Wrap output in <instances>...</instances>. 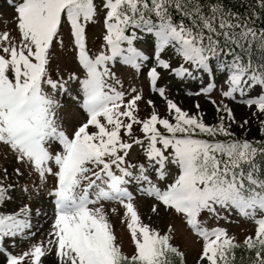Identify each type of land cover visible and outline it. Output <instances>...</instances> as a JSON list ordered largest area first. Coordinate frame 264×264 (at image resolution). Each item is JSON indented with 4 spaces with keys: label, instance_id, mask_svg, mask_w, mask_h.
<instances>
[{
    "label": "snow or ice",
    "instance_id": "snow-or-ice-1",
    "mask_svg": "<svg viewBox=\"0 0 264 264\" xmlns=\"http://www.w3.org/2000/svg\"><path fill=\"white\" fill-rule=\"evenodd\" d=\"M11 6L12 26L0 27V160L11 157L12 171L0 164V205L14 192L21 200L0 212V241L28 243L20 251L0 243V264H188L173 217L198 243L193 264H264V0ZM93 25L96 49L88 46ZM168 50L176 66L163 58ZM117 62L136 73L151 63L146 80L163 113L113 71ZM158 68L203 75L197 94L215 106L213 122L199 102L190 112L158 86ZM217 77L226 86L219 100L210 95ZM226 99L250 109L258 136H247L249 120L237 121ZM141 200L148 221L169 218L163 227L146 222ZM233 213L252 225L242 239L220 223ZM34 215L49 221L38 240Z\"/></svg>",
    "mask_w": 264,
    "mask_h": 264
},
{
    "label": "rangeland",
    "instance_id": "rangeland-1",
    "mask_svg": "<svg viewBox=\"0 0 264 264\" xmlns=\"http://www.w3.org/2000/svg\"><path fill=\"white\" fill-rule=\"evenodd\" d=\"M14 15L13 8L11 6V0H0V27H3L4 23L7 22L8 27L10 28L11 25V17ZM100 26L99 25H93L89 27V41L88 46L90 49H96L99 46L100 40ZM66 32V29H65ZM93 36L96 38L93 39ZM138 47H141L142 50L147 51L146 48H144L143 45H137ZM163 58L170 59L173 66H176L178 62V58L171 52V50L165 51L163 53ZM65 60V57L61 56V63L63 66V62ZM71 66V65H69ZM187 67V65H185ZM151 67V63H145V65L141 68L139 73H136L134 69H132L130 66H125L120 64L119 62L116 63L115 67L113 68V71L117 72L118 75H122L125 84L129 82H134L137 86V88H143L144 90V96L145 99H147L149 96H151L152 99H154L160 108L161 112L163 113V101L161 98L156 94L152 93L151 89L147 83L146 80V71L147 68ZM158 71H160L161 76L158 78L157 84L158 86H163L166 89L167 94L173 98L182 108L188 109L191 111H196L194 104L196 102H199L200 109L204 113V119L207 122H213L214 117L216 115L215 113V106L212 105L206 96L203 93H199V89L201 87L207 86L208 80L203 75H194L192 77H177L174 73H172L170 70H165L162 68H158ZM221 87H226L222 80L217 77L216 78V86L213 89V91L210 93L211 96L214 98L220 99L219 91ZM191 93V94H190ZM226 103L233 109L236 120L242 121L244 118H247L249 120V124L246 125L248 127L249 131L247 132L248 137L258 136V121L256 120V117L251 114V111L248 107H246L243 104H239L236 101L226 99ZM141 105L143 108L144 101H141ZM233 131H235L238 135L243 132V129L239 127L238 124L232 125ZM0 164H7L8 171L11 173L12 171V160L11 157H9L8 161L0 160ZM14 180V177L12 178ZM14 195L16 196V199L13 201H9L5 205H0V212L2 211H14L20 204L21 197L18 192H14ZM50 208V206H49ZM140 212L143 216V218L146 220V222L155 223V226L157 227H163L164 223L169 219L167 216H164L163 214L161 217L153 216L151 221H148V201L147 200H141L140 201ZM115 228H116V234L119 238H122L124 241L125 250L131 249V246L128 242L127 238V232L123 225H121L118 221V218L112 217ZM172 223L178 230V236L177 241L181 248L185 249L187 253V261L188 264H193V259L195 255V251L198 249V243L196 242V239L194 235H192L190 232H187V230L184 228L182 222L180 221L179 217H173ZM222 226L227 227L230 234H235L238 239H242L243 235L251 229V223L245 221L243 218L239 217L235 213L232 214V220L231 222L221 221L220 222ZM211 225V221L209 222ZM32 231L35 232L34 237L32 239H40L41 234L45 232V230L49 226V221L41 215L40 217H36L35 215L32 218ZM12 239L9 237H5L0 243L4 247H7L9 250L12 251H20L22 250V247L25 246L28 241L24 240L22 241L20 237H15L16 244L18 247L13 248L12 246ZM2 256H0V260H2Z\"/></svg>",
    "mask_w": 264,
    "mask_h": 264
}]
</instances>
